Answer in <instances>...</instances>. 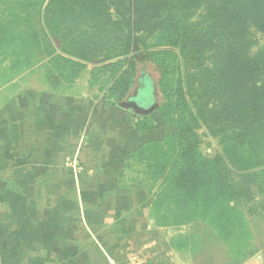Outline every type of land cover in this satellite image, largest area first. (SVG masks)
Segmentation results:
<instances>
[{"label":"trees","instance_id":"trees-1","mask_svg":"<svg viewBox=\"0 0 264 264\" xmlns=\"http://www.w3.org/2000/svg\"><path fill=\"white\" fill-rule=\"evenodd\" d=\"M251 29L264 33V9L236 0H0V78L40 64L58 88L92 66L89 86L108 76L115 106L132 85L122 67L155 63L168 102L159 117L172 131L132 152L153 192L154 223L202 225L241 264L255 255L241 193L264 187V54L251 52ZM199 127L220 139L211 160L198 152ZM198 241L178 233L171 245L194 250Z\"/></svg>","mask_w":264,"mask_h":264},{"label":"crops","instance_id":"crops-1","mask_svg":"<svg viewBox=\"0 0 264 264\" xmlns=\"http://www.w3.org/2000/svg\"><path fill=\"white\" fill-rule=\"evenodd\" d=\"M47 86L0 78V264H170L179 232L155 225L132 159L164 135L87 88Z\"/></svg>","mask_w":264,"mask_h":264},{"label":"rangeland","instance_id":"rangeland-1","mask_svg":"<svg viewBox=\"0 0 264 264\" xmlns=\"http://www.w3.org/2000/svg\"><path fill=\"white\" fill-rule=\"evenodd\" d=\"M259 1L260 0H236V2L240 3L242 6L252 7L259 5L260 8L264 9V0ZM111 13L114 17V12ZM203 13L204 8L197 10L192 21H199V17H201ZM250 39L253 42L251 52L256 60L259 61L264 54V33L251 29ZM175 53L178 54L177 49H175ZM23 68L24 69H22L21 73L17 76L15 75L14 78L20 77V80L25 87L46 88L47 85L52 87L51 83L47 80L45 67H42V65H25ZM121 70L122 71L120 72L125 70L131 72V70H133V77L131 87L124 94L121 100L117 102V104L126 101L130 97H137L140 94L149 95L152 102L157 106L155 112L150 115V121L152 124L155 123L154 125H156L154 137H161L162 135L172 131L171 128L161 125L159 117L161 110L159 108L163 104L168 105V102L165 95L159 90L158 81L160 75L155 63H134L132 68L130 66L129 68L127 66H123ZM92 71V66H87L81 75L76 79L77 81H73L70 85L75 83L78 87L87 88L86 91L90 94V97H94L96 99L101 98V100H106L108 102L114 100L118 93H116V96L114 97L109 95L111 92H108L107 90L112 87V81L107 78L108 76L102 75L99 78V83L97 85L89 86V78ZM124 77L127 78L128 75H125ZM70 85H61L58 88L63 89ZM86 85L88 87H86ZM114 91L115 90H112V93ZM168 120H170V118H168ZM195 132L200 140L198 148L200 156L206 160H211L218 155L221 148L220 139L210 136L204 127L197 128ZM231 179L232 185L240 186V183H238L239 179L236 175L232 174ZM158 182L159 183L154 185V190L161 181L159 180ZM241 194L243 196V200H241L242 204L240 207L245 211L249 227L254 237V254L257 255L259 254L258 250L264 248V187L251 186L249 191L242 190ZM253 194H255L254 197H252ZM177 232L181 234L196 233L199 241L194 250L187 247L188 249L181 248L180 251H177L178 253L170 258V264H239L230 260L226 247L217 241L210 229L205 228L202 225H192L180 228Z\"/></svg>","mask_w":264,"mask_h":264},{"label":"water","instance_id":"water-1","mask_svg":"<svg viewBox=\"0 0 264 264\" xmlns=\"http://www.w3.org/2000/svg\"><path fill=\"white\" fill-rule=\"evenodd\" d=\"M117 106L141 118L150 116L157 108L152 102L151 97L145 94H140L137 97H130L126 101L118 103Z\"/></svg>","mask_w":264,"mask_h":264}]
</instances>
